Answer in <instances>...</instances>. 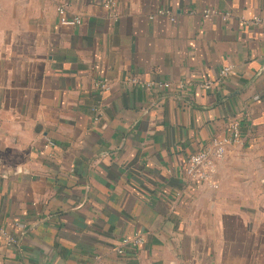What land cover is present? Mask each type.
<instances>
[{
  "label": "crops",
  "instance_id": "0c3cea01",
  "mask_svg": "<svg viewBox=\"0 0 264 264\" xmlns=\"http://www.w3.org/2000/svg\"><path fill=\"white\" fill-rule=\"evenodd\" d=\"M259 17L264 0H0V264H264ZM231 120L217 188L189 183Z\"/></svg>",
  "mask_w": 264,
  "mask_h": 264
},
{
  "label": "built area",
  "instance_id": "2783aa9c",
  "mask_svg": "<svg viewBox=\"0 0 264 264\" xmlns=\"http://www.w3.org/2000/svg\"><path fill=\"white\" fill-rule=\"evenodd\" d=\"M105 8H112L114 4L112 2H107L104 5ZM67 6L61 4L57 7V17L59 24L62 26H75L80 24L78 18H68L66 13ZM214 12L207 11L204 12V16L208 17L213 15ZM264 29V18H254L251 25ZM231 73V68L225 67L219 72V79H226ZM132 83L136 80H131ZM211 84L206 83L205 88H208ZM147 89H155V87H167V85H153L151 83L143 84ZM101 88L107 89V84L101 83ZM229 134L228 136L222 138H213L209 143L200 151L191 154L186 161V166L184 169L185 179L196 186L203 184H209L212 188L216 189L217 184L214 182V175L216 173L217 164L221 162L226 153L227 146L235 144L239 141V123L237 121L231 120L228 125ZM0 237L4 238L8 244L16 243L13 238L6 235L5 230L0 225ZM144 243V239L140 235H136L132 238H124L121 240V248L117 249V253L123 254V248L131 247L136 248ZM44 264V263H39Z\"/></svg>",
  "mask_w": 264,
  "mask_h": 264
}]
</instances>
